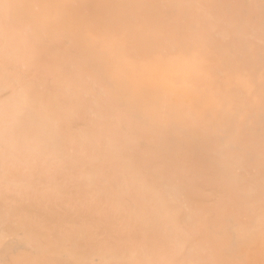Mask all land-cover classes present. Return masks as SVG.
Masks as SVG:
<instances>
[{
  "label": "bare ground",
  "instance_id": "obj_1",
  "mask_svg": "<svg viewBox=\"0 0 264 264\" xmlns=\"http://www.w3.org/2000/svg\"><path fill=\"white\" fill-rule=\"evenodd\" d=\"M0 264H264V0H0Z\"/></svg>",
  "mask_w": 264,
  "mask_h": 264
},
{
  "label": "rangeland",
  "instance_id": "obj_2",
  "mask_svg": "<svg viewBox=\"0 0 264 264\" xmlns=\"http://www.w3.org/2000/svg\"><path fill=\"white\" fill-rule=\"evenodd\" d=\"M124 32L123 33H126L125 31L126 30H123ZM183 36V35H182ZM174 44H175V42H174ZM192 44V43H191ZM190 44V45H191ZM200 46V45H199ZM198 45H196V46H193V47H190L192 50H193V48H197L198 49V47H199ZM175 52H173V53H171V54H174ZM181 54V53H183V52H177V54ZM164 53H162V55H163ZM165 55V54H164ZM167 56H165V58H166ZM194 65V64H193ZM186 66V67H184V66H182L181 68L184 70V72H186V73H184L185 75H193L194 74V72H192V70L194 69V66ZM200 67H201V65H200V63L198 64ZM196 67H197V65L195 66V69H196ZM202 67H204L205 69L204 70H202L201 71V74L203 73V75H199L198 74V76L200 77V78H202L201 79V81H200V83L199 84H197L195 81H192V83H190L189 85H188V81H187V79L185 80V79H183L182 81H180V83H179V81H177L176 83V85H177V91H179V92H181L180 93V95L179 96H177L178 98H181V99H183L184 97H186V98H184V99H188L189 98V100H192V101H194V100H196V99H199L198 98V96L199 97H201V99L203 100V101H201V99H199V100H196V101H198V103H197V105L196 106H198V107H195L194 109L195 110H201L202 109V111H200V113H202L203 111L204 112H206L207 114H208V117H203L204 118V120L206 121V122H209L210 120H211V116H210V114L209 113H211L210 111H213L212 113H215V111L214 110H217V108H218V110H221L220 109V106H221V103L220 102H218V101H220V97H219V95H215V94H213L214 93V90H215V93H217V91H218V88H220V86L222 85H217V83H220V81L219 82H217V80L214 78V77H211V76H213L216 72H214L213 70H210L209 68H207V67H205V66H202ZM186 68V69H185ZM190 70H189V69ZM207 68V69H206ZM189 70L188 72V74H187V71L186 70ZM208 69H209V71H211L212 73H213V75H212V73H210L209 71H208ZM197 73H198V71L197 70H195ZM206 71V72H205ZM205 73V74H204ZM207 74V75H206ZM194 76V75H193ZM193 76H191V77H193ZM196 76H197V74H196ZM202 76V77H201ZM206 76V77H205ZM210 80H209V79ZM215 81H214V80ZM209 80V81H208ZM212 80V81H211ZM187 81V82H186ZM204 81V82H203ZM206 81V82H205ZM168 82V81H167ZM166 82V83H167ZM187 84H186V83ZM195 82V83H194ZM203 82V83H202ZM212 84H210V83ZM175 83V82H174ZM186 85H185V84ZM205 83V84H204ZM185 85V86H184ZM197 85H199V86H201V87H198ZM206 85H208L209 87L207 88V86ZM217 85V86H216ZM183 86V87H182ZM189 86V87H188ZM212 87V90H209V89H211V87ZM219 86V87H218ZM182 87V88H181ZM191 87V88H190ZM195 87H197L196 88V90H198V89H200V90H198V91H196L195 90ZM184 88V89H183ZM187 88V89H186ZM190 88V89H189ZM213 88H215V89H213ZM192 89H194V90H192ZM207 89V90H206ZM190 90V91H189ZM183 92V93H182ZM203 92H204V95H203ZM186 94V95H185ZM212 94H213V96H212ZM201 95V96H200ZM211 95V96H210ZM188 96V97H187ZM197 96V97H196ZM214 96H215V99H214ZM203 97V98H202ZM192 98V99H191ZM207 98H208V101H207ZM209 98H210V100H211V102H210V100H209ZM213 98V99H212ZM206 99V101H204ZM213 100V101H212ZM215 100V101H214ZM217 100V101H216ZM205 102V103H204ZM211 103V105H213V107L214 108H216V109H213L212 110V108L213 107H204V105H206V104H210ZM217 104V105H216ZM202 107V108H201ZM224 107H229V106H221V108L223 109ZM201 108V109H200ZM211 108V109H210ZM187 110V108H182V110ZM205 109H207V110H205ZM191 111V112H190ZM190 114H192L193 113V110H192V108L190 109L189 108V111H188ZM196 112L194 111V113L192 114L193 116L195 115H197V113L195 114ZM197 117H199V116H197ZM210 119V120H209ZM203 120V121H204ZM209 120V121H208ZM256 245H258L257 243H256Z\"/></svg>",
  "mask_w": 264,
  "mask_h": 264
}]
</instances>
